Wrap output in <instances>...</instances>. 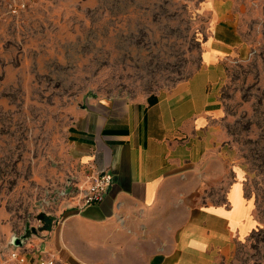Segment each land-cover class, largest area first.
<instances>
[{"label":"rangeland","instance_id":"rangeland-1","mask_svg":"<svg viewBox=\"0 0 264 264\" xmlns=\"http://www.w3.org/2000/svg\"><path fill=\"white\" fill-rule=\"evenodd\" d=\"M234 4L248 51L220 62L211 125L251 211L225 264H264V0ZM209 12L208 0H33L10 14L0 0V251L13 236L36 244L84 205L76 108L172 91L202 66Z\"/></svg>","mask_w":264,"mask_h":264},{"label":"crops","instance_id":"crops-1","mask_svg":"<svg viewBox=\"0 0 264 264\" xmlns=\"http://www.w3.org/2000/svg\"><path fill=\"white\" fill-rule=\"evenodd\" d=\"M202 66L172 91L142 99L89 96L68 138L91 176L112 174L102 201L69 208L25 251L57 264H225L251 208L215 146L220 62L246 54L234 0H208ZM11 243V242H10ZM11 245L0 251L9 264Z\"/></svg>","mask_w":264,"mask_h":264},{"label":"built area","instance_id":"built-area-1","mask_svg":"<svg viewBox=\"0 0 264 264\" xmlns=\"http://www.w3.org/2000/svg\"><path fill=\"white\" fill-rule=\"evenodd\" d=\"M33 0H7V11L15 14V10L24 12ZM112 183V174L101 170L89 176L84 195V204L97 203L103 200ZM26 236L21 239V245H14L11 240V249L8 253L9 264H57L54 254H42L32 257L25 251L24 241ZM0 264H3L0 262Z\"/></svg>","mask_w":264,"mask_h":264},{"label":"water","instance_id":"water-1","mask_svg":"<svg viewBox=\"0 0 264 264\" xmlns=\"http://www.w3.org/2000/svg\"><path fill=\"white\" fill-rule=\"evenodd\" d=\"M23 238V236H13L12 238H11V240H12V243L14 244V245H21V243H22V239Z\"/></svg>","mask_w":264,"mask_h":264}]
</instances>
